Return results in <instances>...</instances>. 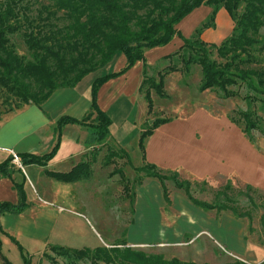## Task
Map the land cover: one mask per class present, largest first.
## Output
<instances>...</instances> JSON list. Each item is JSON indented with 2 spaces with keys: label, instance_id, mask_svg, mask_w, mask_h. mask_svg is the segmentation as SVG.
<instances>
[{
  "label": "trees",
  "instance_id": "16d2710c",
  "mask_svg": "<svg viewBox=\"0 0 264 264\" xmlns=\"http://www.w3.org/2000/svg\"><path fill=\"white\" fill-rule=\"evenodd\" d=\"M201 6L210 7L211 14L191 38H184L177 30V25ZM219 9L228 13L233 29L219 46L207 45L201 41L200 35L204 29L213 27ZM263 29L264 0H0V88L10 100L16 102L14 109L28 104L39 107L56 90L74 88L85 76L105 67L117 54L125 58V64L119 71L94 80L90 107L81 119L63 116L56 121L52 149L43 155L17 154L21 165L45 167L56 155L62 129L66 125L75 124L87 128L90 133L87 142L89 147L107 140L110 137L111 120L98 107L97 94L100 87L123 75L138 62H142L145 69V52L167 45L174 37L182 40V46L163 59L179 56L183 69L175 66L166 68L160 74L159 81H152L146 88V80H142L139 91L143 92L148 115L154 113L151 91L165 98L163 87L166 76L177 71L187 73L190 66L194 65L201 70V92H221L226 99L235 96L229 88L240 81L245 86V99L249 104L262 101L264 69L258 66L260 62L254 53L264 51L261 35ZM15 40L21 41L27 56L18 53ZM212 48L216 50L220 62L211 59ZM252 65L258 68H251ZM256 117L251 109L241 113L246 130L255 129ZM149 121L141 129L138 138L143 162L145 139L171 119L155 117L151 124ZM121 152L128 158L123 149ZM88 167L89 164L80 163L68 173L47 170L44 173L58 182L72 184L89 178ZM146 167L158 171L154 165L145 163ZM16 171L11 156L0 163V178L10 179L18 196L16 204L0 203V216L4 213L19 215L27 208L24 184L16 183L13 179ZM147 177L157 178L161 182L164 200L169 203L162 178L151 175ZM175 186L184 190L186 197L199 208L206 211H230L238 218L245 216L239 215L234 207L196 201L190 195L188 184L176 181ZM222 196L225 203H231L225 194ZM10 239L19 251L22 264H31V257L22 246L13 238ZM126 245L121 242L112 247L94 249L50 245L48 249L55 256L74 258V261L88 260L91 264H196L176 258L166 260L162 255L146 254ZM0 261L1 264H13L2 254L1 241ZM227 264L248 263L236 260ZM260 264H264V261Z\"/></svg>",
  "mask_w": 264,
  "mask_h": 264
},
{
  "label": "rangeland",
  "instance_id": "374dc122",
  "mask_svg": "<svg viewBox=\"0 0 264 264\" xmlns=\"http://www.w3.org/2000/svg\"><path fill=\"white\" fill-rule=\"evenodd\" d=\"M261 35L264 40V29ZM15 43L18 53L27 56L21 41L15 40ZM220 43L206 44L219 46ZM254 55L260 62L258 66L264 69V51H256ZM154 56H157V53H151L149 59ZM211 59L220 62L214 48L211 49ZM171 66L183 69L179 56L169 60L159 58L143 69L145 73H142V80H146L145 88L152 81L157 83L160 74ZM251 68L258 67L252 65ZM200 82L201 70L196 65L190 66L187 73L173 72L168 74L164 80L165 98H160L154 91H151L153 114L148 115L147 113L143 92L140 95H133L131 102L128 100L127 105L121 106L119 112L130 110L131 117L135 112L137 118L141 117L139 120L141 129L145 128L147 122L155 117L171 120L180 117L181 122H184L186 132H192L195 128L201 131L202 139L205 141L208 138L209 140L214 139L225 146L226 141L222 144L226 137L224 133L231 134L234 144L237 140H243V145L234 149L240 153L243 165L237 171L221 172L218 177H212L210 180H193L172 171L150 170L145 168L141 152L137 148L138 137L134 131L138 128L132 125L130 122L132 119L129 120L119 137L121 141L126 140L122 149L128 152V158L108 138L99 144H94L88 150L86 157L81 160V163L89 164L87 170L90 176L73 185L72 195L76 204V212L79 213L74 215L75 219L77 222H83L81 231L79 230L82 235H78L79 237L77 236L75 240L84 242L83 247L93 248L99 243V235L103 239L104 247L125 241L126 246L133 250L162 255L166 260L177 258L180 261L196 264H227L236 260L248 264H260L264 261V97H260L262 101H255L253 105L249 104L245 99L247 95L245 86L239 81L237 85L229 88L235 96L225 99L221 92L213 90L201 92ZM15 106L16 102L10 100L0 88V113L14 111ZM199 108L214 116V120L211 116L206 117L203 112L197 111ZM249 109L257 116L256 127L246 130L241 113ZM224 124L225 132L219 131L218 133L219 127ZM227 142L230 146L233 144L229 140ZM231 148L229 147V151ZM248 152L251 155L249 160ZM246 166H249L248 175L244 172ZM86 171L83 170V172ZM150 175L162 178L170 203L175 202V195H180V200L184 199L187 206L194 208L193 211L202 217L196 223V228L192 233L182 235L179 242L172 245L156 241L158 231H162L163 227L169 224L160 222L155 215L156 196L152 200L147 193L152 201L148 203L145 198H142L137 209H134L137 194L140 196V191L145 193L150 182L161 187L160 191L162 189L161 182L157 178L147 177ZM176 181L188 184L190 195L196 201L208 205L220 204L229 208L234 207L239 215L245 216L238 218L230 211H206L195 206L186 197L184 190L176 188ZM42 185L46 186L40 183L39 187ZM59 192L63 198L70 193L64 189H60ZM222 194L231 200L230 204L225 203ZM168 206L166 204V211H168ZM49 208L57 210L53 206ZM140 208L143 210L141 216ZM163 231L165 232V229ZM4 241L2 254L11 263L22 264L17 248L5 237ZM133 242L147 244H133ZM24 251L26 252L25 249ZM27 252H29L28 249ZM73 259L55 256L47 248L31 259V264H91L88 260L74 261Z\"/></svg>",
  "mask_w": 264,
  "mask_h": 264
},
{
  "label": "crops",
  "instance_id": "0c3cea01",
  "mask_svg": "<svg viewBox=\"0 0 264 264\" xmlns=\"http://www.w3.org/2000/svg\"><path fill=\"white\" fill-rule=\"evenodd\" d=\"M211 11L210 7H199L177 25V30L184 38H191L195 30L207 20ZM203 18L204 21H202ZM232 29L233 22L228 13L224 9H219L215 14L213 27L204 29L200 39L204 43L218 44L229 36ZM181 46L182 40L174 37L167 45L146 51L145 64L147 66L151 65L159 58L163 59L173 54ZM151 53H157V56L149 59ZM124 64V56L117 54L105 67L85 76L74 88L56 90L41 106L28 104L14 111L0 113V163L11 156V152L33 155L48 153L55 143L54 126L56 121L63 116L81 119L90 107L92 82L97 78L119 71ZM143 69L142 62L136 63L123 75L103 84L97 94L98 107L111 120L109 139L120 149L125 146L126 140L121 141L119 137L129 120L132 119L130 122L138 128L134 131L138 138L141 132V125L139 124L141 117L137 118L135 112L131 117L129 115V112L132 114L130 110L124 112H119V110L121 106L127 105L126 103L132 99L133 95H140L139 89ZM197 111L203 112L206 117L211 116L214 120V116L204 109L199 108ZM181 121L182 118L180 117L174 118L156 128L152 135L145 139L144 163L154 165L158 170L176 172L193 180H210L212 177H218L221 172L237 171L243 165L240 153L234 150L243 145V140L239 138L240 141L237 140L234 144L231 134L224 133L225 124L219 127L218 133L220 131L225 134L226 137L223 139L222 144L226 141V146L217 143L214 139L209 140L208 138L205 141L202 139L201 131L195 128L192 132H186L187 130L183 126L184 122ZM89 138L90 133L87 128L75 124L66 125L62 129L58 151L45 167L33 165L25 166L23 170L16 168L17 171L14 173L13 179L16 183L23 182L28 205L19 215L4 213L0 216L1 250L5 246L4 237L12 245L15 246L10 238L17 241L22 248L24 247L26 252L28 249L29 252L27 253L31 259L44 252L50 245L73 249L87 248L83 247L84 242L75 240L78 235H82L80 231L83 225V222H77L74 216L79 214L76 212V204L72 195V187L75 183L58 182L46 176L44 172L46 170L53 173L70 172L77 164L81 163L82 158L86 157L88 150L91 148L87 145ZM228 140L233 143L231 146L227 142ZM229 147H232L230 151ZM125 152L129 157L128 152ZM250 156L248 152V160ZM248 171L249 166H246L244 172L247 175ZM40 183H44L46 186L39 187ZM160 188L154 182H150L145 193L140 191V196L137 194L134 209H137L142 198H145L149 203L156 196L155 215L160 222L169 223L167 227H163L165 232L164 229L158 231L156 241L161 244L166 242L172 245L179 242L182 235L192 233L196 228V223L202 217L193 211L194 208L187 206L184 199L180 200V195H175V202L170 203L169 200V203H166ZM60 189L70 191L66 198L61 196ZM147 193H149L152 200L149 199ZM1 202L12 204L18 202L17 193L13 189L12 181L8 178H0ZM166 204L169 205L167 207L168 211L165 210ZM51 206L57 208V210L54 211L49 208ZM142 211L140 208V216ZM98 239L99 243L88 249L104 247L103 239L99 235ZM133 244L147 243L133 242Z\"/></svg>",
  "mask_w": 264,
  "mask_h": 264
},
{
  "label": "built area",
  "instance_id": "2783aa9c",
  "mask_svg": "<svg viewBox=\"0 0 264 264\" xmlns=\"http://www.w3.org/2000/svg\"><path fill=\"white\" fill-rule=\"evenodd\" d=\"M11 157H12V164L15 166V168L19 170H23V166L20 163V159L17 156V154L11 152Z\"/></svg>",
  "mask_w": 264,
  "mask_h": 264
},
{
  "label": "water",
  "instance_id": "95a60500",
  "mask_svg": "<svg viewBox=\"0 0 264 264\" xmlns=\"http://www.w3.org/2000/svg\"><path fill=\"white\" fill-rule=\"evenodd\" d=\"M149 123H151V122H149Z\"/></svg>",
  "mask_w": 264,
  "mask_h": 264
}]
</instances>
